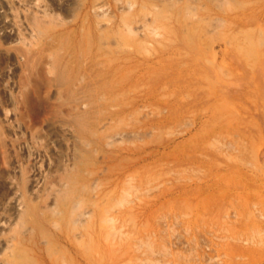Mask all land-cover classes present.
<instances>
[{
  "label": "rangeland",
  "instance_id": "1",
  "mask_svg": "<svg viewBox=\"0 0 264 264\" xmlns=\"http://www.w3.org/2000/svg\"><path fill=\"white\" fill-rule=\"evenodd\" d=\"M0 264H264V0H0Z\"/></svg>",
  "mask_w": 264,
  "mask_h": 264
},
{
  "label": "bare ground",
  "instance_id": "2",
  "mask_svg": "<svg viewBox=\"0 0 264 264\" xmlns=\"http://www.w3.org/2000/svg\"><path fill=\"white\" fill-rule=\"evenodd\" d=\"M70 208H75V207H70Z\"/></svg>",
  "mask_w": 264,
  "mask_h": 264
}]
</instances>
